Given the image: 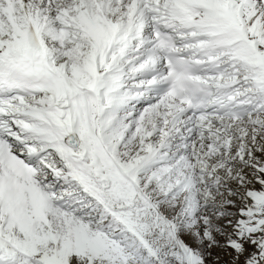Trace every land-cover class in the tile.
Here are the masks:
<instances>
[{"label": "snow or ice", "instance_id": "6c2138e0", "mask_svg": "<svg viewBox=\"0 0 264 264\" xmlns=\"http://www.w3.org/2000/svg\"><path fill=\"white\" fill-rule=\"evenodd\" d=\"M0 264H264V0H0Z\"/></svg>", "mask_w": 264, "mask_h": 264}]
</instances>
